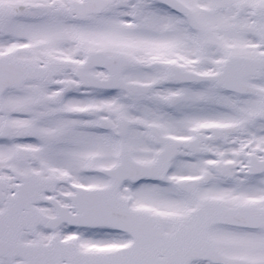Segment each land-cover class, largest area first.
Segmentation results:
<instances>
[{
  "label": "snow or ice",
  "instance_id": "obj_1",
  "mask_svg": "<svg viewBox=\"0 0 264 264\" xmlns=\"http://www.w3.org/2000/svg\"><path fill=\"white\" fill-rule=\"evenodd\" d=\"M0 264H264V0H0Z\"/></svg>",
  "mask_w": 264,
  "mask_h": 264
}]
</instances>
